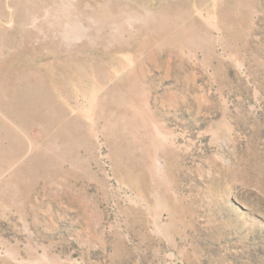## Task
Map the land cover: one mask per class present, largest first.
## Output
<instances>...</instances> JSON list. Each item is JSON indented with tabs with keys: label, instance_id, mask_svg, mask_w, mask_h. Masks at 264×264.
<instances>
[{
	"label": "rangeland",
	"instance_id": "obj_1",
	"mask_svg": "<svg viewBox=\"0 0 264 264\" xmlns=\"http://www.w3.org/2000/svg\"><path fill=\"white\" fill-rule=\"evenodd\" d=\"M0 264H264V0H0Z\"/></svg>",
	"mask_w": 264,
	"mask_h": 264
}]
</instances>
